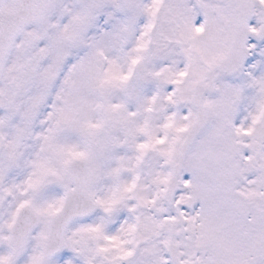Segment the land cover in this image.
<instances>
[{
	"label": "snow or ice",
	"instance_id": "snow-or-ice-1",
	"mask_svg": "<svg viewBox=\"0 0 264 264\" xmlns=\"http://www.w3.org/2000/svg\"><path fill=\"white\" fill-rule=\"evenodd\" d=\"M0 264H264V0H0Z\"/></svg>",
	"mask_w": 264,
	"mask_h": 264
}]
</instances>
